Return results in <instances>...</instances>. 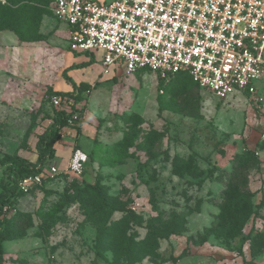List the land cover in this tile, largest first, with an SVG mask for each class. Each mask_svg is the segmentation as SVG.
Segmentation results:
<instances>
[{
    "label": "rangeland",
    "instance_id": "obj_1",
    "mask_svg": "<svg viewBox=\"0 0 264 264\" xmlns=\"http://www.w3.org/2000/svg\"><path fill=\"white\" fill-rule=\"evenodd\" d=\"M58 28L48 14L39 23L40 42L0 32V183L6 180L5 156L35 160L37 135L53 117L49 93L68 90L63 85L73 90L81 81L70 71L68 81L62 77L70 51ZM101 70L96 60L82 71L93 78ZM190 80L186 73L169 79L147 71L98 75L80 111L87 128L78 137L74 126L64 128L44 167L61 169L78 140L88 156L82 174L59 173L14 201L1 217L7 240L0 264H264L263 115L247 94L221 100L199 87L192 93L184 89ZM177 156L197 172L175 174ZM237 162H245L236 174L252 193V216L235 238L202 241L198 236L217 223L216 205ZM102 194L124 208L114 210L108 226L116 222L118 235L125 230L127 239L149 241L154 253L138 259L133 252L137 260L128 262L119 242L101 237L103 217L88 215L90 200L97 207ZM152 218L161 222L150 223Z\"/></svg>",
    "mask_w": 264,
    "mask_h": 264
},
{
    "label": "built area",
    "instance_id": "obj_2",
    "mask_svg": "<svg viewBox=\"0 0 264 264\" xmlns=\"http://www.w3.org/2000/svg\"><path fill=\"white\" fill-rule=\"evenodd\" d=\"M49 10L67 27L69 51L99 60L103 76L186 73L218 99L247 94L263 115L264 141V0H54ZM89 93L69 126L80 122ZM73 102L53 96L49 103L71 113ZM87 160L76 148L64 169L43 168L17 189L27 195L59 173L81 175Z\"/></svg>",
    "mask_w": 264,
    "mask_h": 264
},
{
    "label": "trees",
    "instance_id": "obj_3",
    "mask_svg": "<svg viewBox=\"0 0 264 264\" xmlns=\"http://www.w3.org/2000/svg\"><path fill=\"white\" fill-rule=\"evenodd\" d=\"M53 1L54 0H0V32L10 31L24 43L42 41L43 35L40 33L39 23L42 16L48 14L51 15L49 5ZM92 63L93 59L92 57H89V61L86 63L73 65L64 69L62 73L63 79L68 81L65 75L67 71L89 66ZM171 76L174 77L175 75ZM171 76L166 79H169ZM184 87L188 92L193 93L198 86L190 80ZM88 89L87 85L80 84L73 89L72 93H49V96L47 97L49 102L53 96L73 99L74 102L71 105V113H67L64 108L53 110V117L50 125L42 133L37 135V140L34 146V161H29L16 154L4 157L3 162L7 164V168L6 180L3 183H0V228L3 224L1 217L12 207V204L19 196L25 195L18 191V183L29 176L40 174L46 164L54 158L56 146L62 138L61 132L64 128L70 127L68 121L71 115L76 112L75 104L82 101L81 94ZM163 93L164 92L161 91V97ZM198 94L199 93H196L197 96L195 101L199 100ZM160 102L162 103L161 99ZM81 124V122H77L72 125L77 134L80 132ZM189 161L190 160H185L179 156L175 157L172 163L175 174L183 176L187 171L189 174L191 172H197V167L190 165ZM244 163L245 162H237V164L231 168L227 177L225 189L223 190V195L216 205L219 210L217 223L212 225L209 231H205L204 236H198L200 240L205 241L212 235L218 237L223 236L225 238H235L240 227H243L252 216V193L246 187L247 181L245 182L241 180L236 174L238 168L242 167L241 165ZM45 181L46 180H43L42 184ZM105 197L106 196L102 194L100 201L97 203V207L93 204V198L90 200V204L93 207V213L92 215H88L92 220L98 216L103 217L104 221L101 222L102 224L100 225V223H98L97 225V231H99L101 237L110 236L113 242H119L122 245L121 250L123 256L128 262L137 260L135 259L136 255H140L138 259H141L142 257L150 256L154 253L155 248L149 241L144 240L137 242L132 238L127 239L125 230L121 235H118V231L116 232V230H118L119 225L116 222L111 223V227L108 226L107 223L110 221L111 214L114 210L118 209L119 211H123L124 208L122 205H118L117 199L109 198L106 200ZM160 222V219L152 218L150 220V223L153 224H159ZM153 224L150 226L152 227ZM120 238H124L125 242H120ZM5 240H7V235H5L4 231H0V254L2 253V243ZM133 252L136 253L135 257L132 255Z\"/></svg>",
    "mask_w": 264,
    "mask_h": 264
},
{
    "label": "crops",
    "instance_id": "obj_4",
    "mask_svg": "<svg viewBox=\"0 0 264 264\" xmlns=\"http://www.w3.org/2000/svg\"><path fill=\"white\" fill-rule=\"evenodd\" d=\"M62 28H64V31L65 32H63V31H61V29ZM58 31L59 32H63V33H65V35L66 36H68V30H67V27H65V25H60V23H59V28H58ZM69 53V55H67V58H69L68 59V62H70V64H69V67L70 66H73V65H78V64H81V63H86L87 61H89V56L88 55H85V54H74V53H72V52H68ZM81 57H83L84 59H82ZM96 62V60H93V63H95ZM92 63V64H93ZM91 64V65H92ZM91 65H89V66H84V67H80V68H77V69H73V70H69L72 74H74L77 78H80L81 79V81H80V83H79V85L80 84H84V85H87L88 86V88H89V90L90 89H94L97 85L96 84H93L92 82H93V80L96 78H98V75L99 76H103L102 75V70H101V73L100 74H98L96 77L94 76L93 78L90 76V77H88L89 76V74L88 73H86V71H82V70H85L86 68H88V67H90ZM66 68H68V67H65L64 69H66ZM64 71V70H63ZM68 71V72H69ZM76 72V73H75ZM63 73V72H62ZM107 76H111V75H107ZM85 77H88V80H90V82H87V81H84V80H86V79H84ZM103 77H105V76H103ZM93 84V85H92ZM63 86H65V88H68V90L69 89H71V91H68L67 89H65V91H56V92H60V93H72L73 92V90H72V88L69 86H67V85H63ZM67 90V91H66ZM82 104L83 103H80V104H76V107L77 108H81V106H82ZM84 118H85V116H84ZM86 120V123L88 122L87 121V119H85ZM86 123H84L83 125H81V127H80V132H79V134H75V136L76 137H78L79 135H81L82 134V132H83V129H85V128H87V127H85L86 126ZM89 124V123H88ZM75 131V130H74ZM76 132V131H75ZM91 134H92V136H91V139H92V141L94 140V136H95V129L93 128V126H92V128H91ZM78 139V138H77ZM77 145H78V147H79V149H81L82 151H83V149L81 148V145H80V143L78 142V140H77ZM68 149V148H67ZM84 152V151H83ZM69 153V152H68ZM85 153V152H84ZM70 157V156H69ZM69 157H68V159H69ZM68 163V160L66 161V163H65V165L61 168V169H64L65 167H66V164Z\"/></svg>",
    "mask_w": 264,
    "mask_h": 264
}]
</instances>
